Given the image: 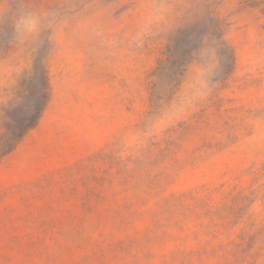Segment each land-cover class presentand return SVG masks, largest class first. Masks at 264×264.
<instances>
[{
  "label": "rangeland",
  "instance_id": "374dc122",
  "mask_svg": "<svg viewBox=\"0 0 264 264\" xmlns=\"http://www.w3.org/2000/svg\"><path fill=\"white\" fill-rule=\"evenodd\" d=\"M0 264H264V0H0Z\"/></svg>",
  "mask_w": 264,
  "mask_h": 264
},
{
  "label": "trees",
  "instance_id": "16d2710c",
  "mask_svg": "<svg viewBox=\"0 0 264 264\" xmlns=\"http://www.w3.org/2000/svg\"><path fill=\"white\" fill-rule=\"evenodd\" d=\"M46 94V93H45ZM37 124V120L29 123V124H26V125H23L20 129H19V134L17 136H15V138H10L8 139L7 141L4 142V145H12L14 143H17L23 136L24 134L29 131L30 129H32L33 127H35V125ZM17 138V139H16Z\"/></svg>",
  "mask_w": 264,
  "mask_h": 264
}]
</instances>
